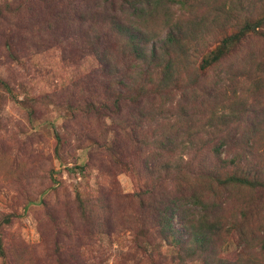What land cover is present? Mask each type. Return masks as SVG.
<instances>
[{
  "label": "rangeland",
  "instance_id": "1",
  "mask_svg": "<svg viewBox=\"0 0 264 264\" xmlns=\"http://www.w3.org/2000/svg\"><path fill=\"white\" fill-rule=\"evenodd\" d=\"M103 1L0 0V264H264V187L219 184L264 182V25H240L264 21V0H189L191 17L171 7L188 33L198 15L199 40L153 96L159 68L133 72L93 9ZM157 18L149 43L167 31ZM236 29L237 51L206 65ZM181 195H202L221 230L176 247L159 220ZM197 210L176 212L180 234L197 232L182 225Z\"/></svg>",
  "mask_w": 264,
  "mask_h": 264
},
{
  "label": "trees",
  "instance_id": "2",
  "mask_svg": "<svg viewBox=\"0 0 264 264\" xmlns=\"http://www.w3.org/2000/svg\"><path fill=\"white\" fill-rule=\"evenodd\" d=\"M175 4H179L181 9L188 8V16L191 17L194 14L196 6L193 3H189V0H105L102 3L95 2V5H93V9L98 10L96 11V15L100 16L103 22L106 20L109 22V29L105 34L106 37L117 40V42L120 43L124 57L133 60V72H136V70L141 67L145 69L144 74H149V70L159 68L157 69L159 72L158 82L155 83L154 88L149 90L152 94L151 96L161 95L163 93L167 95L169 92V84L175 77L177 69L179 66H183L182 61H187L189 59V46L191 42H197L199 40L198 37H196V32L199 27V22L197 20L198 15H194L191 18L192 20L188 21V30L190 31V33H188L183 30L181 23H179L181 19L177 16L175 18L172 16L171 7H174ZM157 17H161L160 20L167 28V31L165 36L161 37L163 39L149 43L148 36H151V33L155 30L150 26L152 22L158 19ZM206 19L207 17H202V21H206ZM212 24L216 25L218 21L213 20ZM242 24H244L242 29L246 28V30L249 29L248 31L252 30L256 32V29L264 25V21L259 20L253 25L252 23L250 24L247 19H244L241 21L240 25ZM250 25H253V27H250ZM242 29H236L232 34L229 33L225 35L221 41V48L217 47L209 52L208 59L205 61L206 65L211 66L223 63L224 60H227L231 50L237 51L241 46L242 39L245 38ZM177 31L179 34H182V36H179ZM258 33H261L259 35H264V33L259 32V30H257L256 35ZM235 41L236 44L232 45ZM134 91L135 94H140L143 92V88H138L136 85ZM187 107H189V105L180 108L178 116L185 122H188V127L191 129L194 127L196 113L192 112V114H189ZM189 109L192 110L191 107H189ZM199 121L202 120L199 119ZM179 136L180 134L176 130L170 131L166 136L168 153L172 152L173 143L178 140ZM226 139L233 140V138L229 136L226 137ZM213 153H217L216 148L213 150ZM239 160L240 159L227 164L229 168L230 166H235L231 175L237 174ZM167 165L169 170L171 168L169 167V162ZM175 169L177 170V167L173 168V170ZM206 175H209V173ZM219 184H240L251 189L264 187V182L259 181L257 177L249 178L245 176L239 179H225ZM196 193L199 194L200 192ZM182 206L198 207L199 212L197 210L196 215L192 217L195 219H189V221H184L182 223L184 227L188 228H190L193 223L197 224L198 229L197 232H194L193 236L186 237L185 234H180L173 226V217L176 215V212H179ZM165 207L164 216L159 220L161 225L159 229L166 236H174L175 240L172 242L176 247L181 248L186 246L189 241H200L203 236L210 238V236L215 235L222 228L223 217L221 214L214 215L212 211H210L212 207L209 202L206 204L203 202L202 195L190 196L189 198L183 195L167 198V205ZM217 211L220 210L217 209ZM208 213H210L209 216ZM235 230H237V227ZM262 238L263 237H261V239Z\"/></svg>",
  "mask_w": 264,
  "mask_h": 264
}]
</instances>
